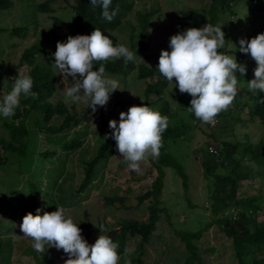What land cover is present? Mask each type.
Instances as JSON below:
<instances>
[{
	"label": "rangeland",
	"instance_id": "rangeland-1",
	"mask_svg": "<svg viewBox=\"0 0 264 264\" xmlns=\"http://www.w3.org/2000/svg\"><path fill=\"white\" fill-rule=\"evenodd\" d=\"M9 1L12 2V7L0 10V99L11 90L15 73H18L20 77L28 75L29 66L24 63L19 65L21 55L33 44L40 43L42 52L37 55L36 63H42L49 68L52 72L51 77L54 79L52 96L48 101L53 105L62 102L70 114H74L82 121L75 130L86 131V134L82 133L83 145L67 154L61 150L60 144L56 143L57 137L59 141L63 136L66 140L70 139L72 130L56 135L47 133L46 130L51 126L59 127L63 117L55 116L47 124L43 123L40 111L32 109V99L24 106L23 101L26 98L23 96L13 117L5 119L0 116V242L6 244L9 241L8 247L4 244L5 247H0V264H46L47 260H50L51 264H64L67 257L60 255L61 250L46 248L44 252H36L32 247L31 239L23 237L19 225L27 213L36 215L37 208L42 210L41 215L44 212L56 211V208L52 211L48 208L51 201H54L57 207H63L66 210V217H70L74 223H88L99 229L103 225L107 229L106 233L118 230L120 224L130 219L143 222L148 217L146 209L148 201L139 205L135 198L138 194L136 191L127 194L125 192L128 189L143 188L154 180L156 171L151 167V158L140 163L139 172L131 171L123 158L119 156L116 143L113 146V156L96 167L98 174L95 180L84 191L78 190L84 177L85 161H90L94 157L101 139L105 137L102 124L108 126L110 120L118 122L120 112L128 110L125 108L128 100L135 98L132 93L137 89L142 90L144 84L142 82L137 84L134 72H129L127 75L105 74L106 77L116 79L120 83V88L110 94L105 107L98 106L97 111L92 113L84 103H66L64 89L71 86V78L66 80L59 74L54 67L52 54L56 50L58 41L66 42L67 39L63 35L73 12L63 0L52 1L50 13L35 11L32 13V0ZM45 1L48 0H34V6ZM211 1L147 0L136 2L133 12L127 16L120 27L106 32L105 35L112 37L114 46L123 45L131 50L132 42L138 45L136 41L141 22L139 14L151 13L150 32L153 35L150 37V50L154 54L158 53L157 66L161 51H170L168 47L170 37L185 31L188 27L184 25L189 23L191 18L198 17L210 24L216 18L219 24H223L222 31L225 33V43H227L226 48L224 46L218 52L235 56L236 59L239 51L238 40H250L253 38L254 29H260L261 24L257 22V19L260 15H264V3L245 0L232 8L230 16L229 13H219V15L208 13ZM255 6L259 9L256 10ZM32 15H34L36 24H32ZM212 23L216 25L215 21ZM23 28H26V31L21 30L16 35L11 33L14 29ZM23 33L25 38H22ZM229 42L234 44L235 48ZM250 61H252L251 58H243L242 61L236 59L238 64L246 66V73L249 71L248 80L245 79L246 81L242 80V82L239 81L241 80L240 74L236 73L238 78L236 99H238V91L248 90L247 83L254 78L255 68L250 67ZM152 62V60L148 61V65H152ZM173 83L175 84V81ZM162 98L171 105L173 116L169 120V126L177 127L181 122L184 124L188 122L189 125L194 123L193 119L187 117L189 112L186 110L190 107L191 96L186 93L181 94L178 88L167 82ZM120 100L124 102L122 103L124 105L119 103ZM151 109L158 111L159 107ZM229 110L233 111L220 112L217 115L219 124L216 123L213 126L198 120L199 125L191 131L190 141L180 142L179 150L172 148L176 154L182 153L184 157L190 156L185 163L181 162L183 166L185 165V171L189 177L188 188L184 189L181 179L173 169L164 170L160 200L163 203L162 207L167 209L169 220L161 218L156 225L150 244L144 245L143 264H174L173 258L178 253L166 245V240L174 236L178 230L194 232L206 229L209 225L211 215L203 190L205 180L200 165L202 153L197 147L208 145L209 148L216 149L218 137H226L231 141L236 137L239 141L247 139L252 143L263 138L264 125L256 120H249L247 109L241 111L235 108V104H232ZM17 114L20 118H16ZM215 126H217L216 130L208 129ZM209 130L217 137L214 141L207 139ZM46 151L53 152L55 155L49 158L44 154ZM63 160L64 164L61 166ZM51 169L61 170L56 186L51 193L43 192L36 202H33L30 195L32 185L41 184L42 190H46L48 183L46 177ZM241 185L239 196L256 194L258 189L264 192V180L258 179L254 183L246 181ZM198 195L200 197L197 198ZM112 197H121L124 202L116 203L114 206L106 205V198ZM106 233L101 232L100 234L106 235ZM100 234L93 235L88 242L94 244ZM215 234L214 229L204 233V236L210 239L218 250L210 256L211 263L231 264L227 259L229 252L223 253L224 251L220 248L222 247L221 241L215 238ZM81 235L85 238L84 233ZM139 243V238L128 239L126 249L131 250L130 254L127 257L122 255L118 264H124L125 259L131 260L142 253Z\"/></svg>",
	"mask_w": 264,
	"mask_h": 264
},
{
	"label": "trees",
	"instance_id": "trees-1",
	"mask_svg": "<svg viewBox=\"0 0 264 264\" xmlns=\"http://www.w3.org/2000/svg\"><path fill=\"white\" fill-rule=\"evenodd\" d=\"M54 0H48L34 6V0H32V13H50V4ZM67 7L73 12L72 17L66 24L64 33L65 39L68 36L76 35H90L96 28H99L103 34L106 32L114 31L127 19V16L133 12V7L136 2H146L147 0H112L110 11L118 7L119 11L117 15L108 22L102 18V9L96 7L91 8L90 0H63ZM245 0H212L209 6L208 13L211 14H224L229 13L230 16L232 8L236 7L238 3ZM252 0H248L250 2ZM264 3V0H256ZM12 7V2L9 0H0V10H7ZM260 7V5H258ZM255 9L258 10L255 6ZM227 10V11H226ZM151 13L139 14L141 20L139 24V32L137 36L136 44L131 43V50L136 52L137 57L134 61H130L125 64L123 58L119 60H112L103 62L105 66V74L111 75H127L129 72H134L136 75L137 84L142 82L144 87L142 90L137 89L132 93L135 96L134 99L128 100L125 105L126 109L131 106H149L150 108L159 107L158 112L167 116L169 120L172 119L173 113L171 112V105L168 101H164L162 98L163 92L167 87V81L156 70V58L157 54H154L150 50V37L153 35L150 32ZM218 20V19H217ZM216 18L215 24H218ZM211 21V24H213ZM257 22L261 24L260 29L253 31V38L258 34H264V15H260ZM32 24H36L34 15H32ZM127 24L129 22L127 21ZM207 24L203 19L195 17L191 18L190 22L185 24L189 28H201ZM186 29V30H187ZM23 29H14L11 33L13 35L18 34ZM1 31V30H0ZM25 33V32H24ZM23 33V37L25 35ZM107 35V34H106ZM112 38V37H111ZM110 38V39H111ZM226 38V36H225ZM225 43V48H226ZM222 48L218 49L220 51ZM42 52L40 43L33 44L30 48L25 50L21 55L19 65L22 63L29 66L28 76L33 80L32 91L38 93L36 99L30 96L23 101V105L30 103L32 99V109H38L41 113L42 122L47 124L53 117H63V121L59 127H47V133H67L72 130V136L70 139L65 136L58 140L57 144H60L61 150L67 154L74 152L83 145L81 140L83 134L86 131H77L76 127L81 125V120L76 118L74 114H70L68 108L62 102L57 105H53L48 101L52 96L54 79L51 77V70L45 67L42 63H36L37 55ZM141 58V59H140ZM243 58L250 59V55L241 53L238 51L236 54L237 61H242ZM152 60V65H148V61ZM251 62V68L254 69L256 64ZM34 66V67H33ZM100 63L96 64V68H99ZM33 67V68H32ZM42 67V69H40ZM239 74V73H238ZM249 71L246 75H239V81L248 80ZM14 77H20L18 73H15ZM246 79V80H245ZM14 81V79H13ZM127 96V94H126ZM243 96H245L243 98ZM260 96H264L259 92H251L248 90L240 89L238 91V99L234 98L232 104H235V108L239 110H248L249 120H256L264 125V103H258ZM142 99V100H141ZM177 99V98H174ZM180 100V99H179ZM120 104L124 103L121 100ZM124 105V104H122ZM37 110V111H38ZM230 113L229 108L227 109ZM16 118H20L17 114ZM40 115V114H39ZM189 119H193V124L189 125L181 122L178 126H168L166 131L162 134L163 146L160 149V155L158 159H150L151 167L156 171V177L154 180L147 184L143 188H137L136 190L128 189L125 194L136 191L138 194L135 196L139 205L148 201L146 207L148 217L146 221H138L130 219L120 224L118 230L105 232L113 242L119 244L118 254L120 257L124 255L126 249V242L130 238H139L140 249L142 253L131 259V264H143L142 254L144 245H149L150 240L156 229V225L160 222L161 218L169 220V214L167 209L163 206L160 200L163 188V176L165 169H173L175 173L181 179L184 189L188 188V174L185 171L186 160L190 158L184 157L182 153H174V150H179L181 143H187L190 141L191 131L197 128L198 119L193 114L187 115ZM217 124H219V117ZM176 119V117H175ZM206 124V123H205ZM173 125V124H172ZM218 126V125H217ZM217 126L208 129H215ZM102 128L105 130V135L109 137L111 130L108 126L102 124ZM191 129V130H187ZM216 130V129H215ZM214 131V130H213ZM83 133V134H82ZM190 134V135H189ZM105 138V137H104ZM102 138L96 154L90 161H85L84 177L79 185V191H84L95 180L98 173H96V167L104 161H107L109 157L113 156V146L115 141L111 138ZM217 147L214 151H211L208 145L197 147L198 151L202 153L201 167L203 170V179L205 180L204 194L207 198L209 205V213L211 220L206 229L190 232L186 230H178L174 236L166 240V245L172 247L177 254L173 258L174 264H212L210 256L215 254L217 247L214 246L210 239L204 236L205 232L210 229H214L215 238L221 241L224 254L228 252V261L231 264H264V192L257 190L256 194L239 196L241 184L246 181L254 183L256 180H264V135L261 140L256 143H252L249 140L239 141L234 138L233 141L226 137H218ZM207 139H217L214 132L209 130V136ZM178 147V148H177ZM173 148V149H172ZM185 153V152H184ZM47 157L52 158L55 153L46 151L44 153ZM179 156V158L177 157ZM183 160V161H182ZM64 164V160L61 166ZM60 169H51L46 177L48 183L46 184V190H42V185H32V201L36 202L37 198L43 193H51L52 189L57 184V180L60 177ZM141 180V179H138ZM117 196V195H116ZM200 197L199 195L197 198ZM197 200V199H196ZM49 204V210H54L57 205L54 201ZM124 199L121 197L106 198L105 204L114 206L116 203L122 204ZM260 218H262L260 220ZM82 231L81 234H85V240L89 245H92L88 240L93 236L100 234L98 227H94L88 223L77 224ZM0 242V247H8V243L4 244ZM60 255L65 257L66 254L61 250ZM46 264H51L50 260H47ZM123 264V263H122Z\"/></svg>",
	"mask_w": 264,
	"mask_h": 264
},
{
	"label": "clouds",
	"instance_id": "clouds-1",
	"mask_svg": "<svg viewBox=\"0 0 264 264\" xmlns=\"http://www.w3.org/2000/svg\"><path fill=\"white\" fill-rule=\"evenodd\" d=\"M112 0H90L91 8L100 7L102 18L111 22L117 15L118 7L110 11ZM223 24H205L201 28H189L170 37V51L162 50L156 70L181 94L191 96L190 107L186 110L202 123H214L215 117L226 111L237 95L238 78L246 75V66L238 64L235 56L218 52L225 46ZM232 47L235 45L229 42ZM239 51L250 55L255 62L254 78L247 83L251 92L264 94V34L250 40L240 39ZM137 57L128 47L113 45L112 39L96 28L90 35L68 36L66 42H57L52 54L54 67L63 79L71 78V86L64 89L65 102L84 103L92 113L97 107H105L110 94L120 88L118 80L105 76L103 62L123 58L125 64ZM141 59V58H140ZM100 63L99 68L96 64ZM11 90L0 99V116L5 119L15 115L21 97L36 99L33 80L24 75L14 77ZM175 81V84L173 83ZM258 103H264L260 96ZM169 126L167 116L152 110L149 106H131L127 112H120L119 121L110 120V137L116 143L119 156L131 171L139 172L140 163L158 159L163 146L162 134ZM36 209V215L27 213L19 225L24 238H30L36 252L46 248L62 250L67 259L64 264H118L119 244L107 235H99L89 245L81 235V229L63 207L56 211L44 212ZM100 232L107 229L101 225ZM125 249L124 256L130 254ZM124 264H131L125 259Z\"/></svg>",
	"mask_w": 264,
	"mask_h": 264
},
{
	"label": "built area",
	"instance_id": "built-area-1",
	"mask_svg": "<svg viewBox=\"0 0 264 264\" xmlns=\"http://www.w3.org/2000/svg\"><path fill=\"white\" fill-rule=\"evenodd\" d=\"M216 123H217V119L215 118V122H214V123H209V124L213 126V125L216 124ZM211 151L213 152L214 149L211 148Z\"/></svg>",
	"mask_w": 264,
	"mask_h": 264
}]
</instances>
